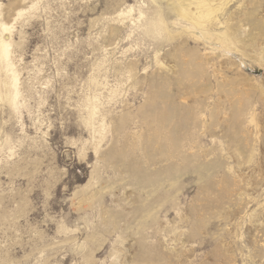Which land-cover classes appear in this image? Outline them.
Segmentation results:
<instances>
[{
    "label": "rangeland",
    "instance_id": "obj_1",
    "mask_svg": "<svg viewBox=\"0 0 264 264\" xmlns=\"http://www.w3.org/2000/svg\"><path fill=\"white\" fill-rule=\"evenodd\" d=\"M0 264H264V0H0Z\"/></svg>",
    "mask_w": 264,
    "mask_h": 264
}]
</instances>
